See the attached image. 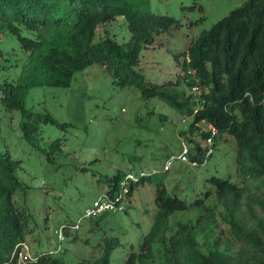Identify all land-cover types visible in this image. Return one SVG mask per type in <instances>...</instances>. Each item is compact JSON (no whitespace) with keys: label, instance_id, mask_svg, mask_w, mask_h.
Wrapping results in <instances>:
<instances>
[{"label":"rangeland","instance_id":"1","mask_svg":"<svg viewBox=\"0 0 264 264\" xmlns=\"http://www.w3.org/2000/svg\"><path fill=\"white\" fill-rule=\"evenodd\" d=\"M244 0H151L154 11L168 13L180 24L155 35L144 46L138 68L147 81L162 83L183 74V51L199 33ZM123 15L97 27L96 38L111 36L119 42L130 37ZM15 35L0 28V81L16 80L27 60ZM188 92L195 89L186 88ZM25 107L40 113V129L34 142L24 134V124L36 113H23L2 100L0 91V150L8 151L21 164L16 173L22 182L14 194L18 207L27 213L23 252L36 255L55 249L54 255L70 264L91 260L111 248V263L126 264L132 250L140 249L157 211L156 184L163 181L167 192L178 195L190 206L169 218L168 234L179 222H195L204 208L195 205L205 197L215 205L214 228L198 236L204 250L210 246L229 253L235 262L250 245L239 237L232 214L223 204H215L217 191L212 177L228 178L243 187L235 212L246 229L264 232V184L245 180L236 160L237 142L228 132H218L213 153L206 164L191 165L176 159L163 170L165 159L178 153L187 142L191 153L202 154L207 121L192 125L194 115H185L158 96L146 98L134 84H120L105 64L93 63L75 73L66 86L40 85L30 88ZM50 115L55 121H45ZM155 172L134 187L125 201L126 209L85 217L79 229H69L61 242L57 229L76 222L99 194L111 190L118 171ZM117 191V188L114 189ZM152 264H164L165 243L155 240ZM260 255V253H259ZM138 264V263H136Z\"/></svg>","mask_w":264,"mask_h":264},{"label":"trees","instance_id":"2","mask_svg":"<svg viewBox=\"0 0 264 264\" xmlns=\"http://www.w3.org/2000/svg\"><path fill=\"white\" fill-rule=\"evenodd\" d=\"M119 15L128 21L129 39H97L98 25ZM178 24L173 15L154 11L151 0H0V28L15 35L28 54L16 80L0 81L2 100L23 113H36L25 107L31 87L66 86L77 71L93 63L105 64L120 84H134L144 97L158 96L183 114L194 115L192 125L205 120L219 132L232 134L241 175L264 184V0H244L202 30L183 51L184 73L176 79L147 81L138 68L143 47L152 43L156 34ZM41 116L36 113L34 121H25L24 134L32 142ZM44 120L55 121L50 115ZM209 134L206 131L204 136ZM191 156L201 158L196 152ZM20 164V159L0 150V264H70L49 249L37 253V259L21 262L13 254L26 238L28 222L26 210L14 201L22 186L16 173ZM125 173L115 174L111 191ZM212 181L217 191L215 204L223 203L229 209L235 233L250 245L239 258L241 264H264V232L242 227L235 216L243 187L223 177H212ZM141 182L144 179L134 183L133 189ZM205 197L194 203L204 208L202 215L195 222H179L168 234L172 213L190 205L169 194L163 181L157 182L153 224L140 249L130 252L126 264H152L157 239L165 243L164 264H240L223 249L209 246L204 250L200 245L198 236L210 233L215 224V205L206 203ZM111 248L107 245L99 256L77 264H112Z\"/></svg>","mask_w":264,"mask_h":264},{"label":"built area","instance_id":"3","mask_svg":"<svg viewBox=\"0 0 264 264\" xmlns=\"http://www.w3.org/2000/svg\"><path fill=\"white\" fill-rule=\"evenodd\" d=\"M205 121V120H204ZM210 125V134L205 136V143L203 144V150L201 154V158H193L191 156V147L190 145L183 141L182 148L178 153H171L164 162L163 170H169L172 167L173 162L176 159H179L183 162H187L191 165H199L206 164L209 160V156L213 153L214 143L216 135L219 132V129L209 123ZM159 170L146 171L142 170L139 174H135L133 171H128L125 173L124 177L120 180L119 185L117 187V191H105L99 194L97 197L93 199L91 204L85 208V211L81 216H79L78 220L74 222L72 225L70 223L63 224L57 229L59 246H61V242L65 238V233L69 229H79L81 227V222L85 217H99L105 213L116 210H124L126 209L125 201L131 197L133 193L132 185L134 183L140 182L145 179L147 176H151L155 172ZM25 241H21L16 245V248L13 252L14 255H18L19 262L25 260L37 259L38 255H33L28 250L24 254L23 249L25 245ZM51 252H55V249L50 250Z\"/></svg>","mask_w":264,"mask_h":264}]
</instances>
